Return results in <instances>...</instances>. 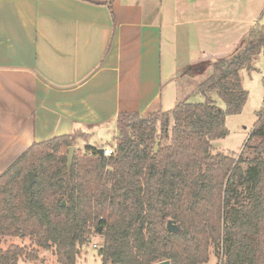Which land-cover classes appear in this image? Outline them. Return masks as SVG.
<instances>
[{
    "label": "trees",
    "instance_id": "16d2710c",
    "mask_svg": "<svg viewBox=\"0 0 264 264\" xmlns=\"http://www.w3.org/2000/svg\"><path fill=\"white\" fill-rule=\"evenodd\" d=\"M260 55L257 20L231 53L195 65L213 70L172 109L121 112L111 155L88 145L69 164L81 131L33 143L0 174V264L38 261L42 249L77 264L100 227L103 264H205L213 253L217 264H264V109L239 156L213 145L229 133L227 115L242 112L241 71L257 70ZM197 93L205 100L192 101ZM17 237L29 244L1 245Z\"/></svg>",
    "mask_w": 264,
    "mask_h": 264
},
{
    "label": "crops",
    "instance_id": "0c3cea01",
    "mask_svg": "<svg viewBox=\"0 0 264 264\" xmlns=\"http://www.w3.org/2000/svg\"><path fill=\"white\" fill-rule=\"evenodd\" d=\"M213 3L0 0V174L35 142L108 140L121 112L172 109L181 69L232 52L211 50L227 19Z\"/></svg>",
    "mask_w": 264,
    "mask_h": 264
},
{
    "label": "rangeland",
    "instance_id": "374dc122",
    "mask_svg": "<svg viewBox=\"0 0 264 264\" xmlns=\"http://www.w3.org/2000/svg\"><path fill=\"white\" fill-rule=\"evenodd\" d=\"M213 3V8L217 9V4H221V9L226 13L227 19L217 23L218 27H222L223 33L222 37H219L218 42L212 44L213 52L216 50L220 52V44L223 45L224 53H229L233 51L240 43L247 39L248 30L250 26L260 20L264 23V0H211ZM222 41V42H220ZM212 52V51H211ZM216 56H206L202 60L209 62L212 58ZM199 61V63H200ZM191 66V65H190ZM190 66H186L182 71V75L179 76V84H181L184 91L178 100L183 99L187 94H191L192 90L204 80L211 72L212 67L210 65H203L195 67L196 70L191 69ZM255 66L257 70L248 71L247 69H242V79L243 86L249 91V98L242 110L238 114H228L226 117V125L229 129V133L226 136L217 138L213 140V145L216 151H221L225 153H234L239 156L246 146V142L251 133L254 123L257 120L256 112L258 110L264 109V87H263V76H264V59L260 55ZM187 88V89H186ZM188 92V93H187ZM165 98L169 91L164 92ZM212 97L217 100V103L221 107H225L223 100L219 97L216 92H212ZM192 101H203L205 97L201 93H197L191 97ZM174 106V105H173ZM169 106L164 107L168 110ZM157 110V109H156ZM109 137L108 140H100L99 138H92L88 141L84 139H79L76 146V151L82 152L87 148L88 145L103 148L106 146L114 145L116 143V137ZM247 155V153L244 152ZM246 166V165H245ZM103 237L101 234H95L92 242L89 245L83 247L82 253L78 258L77 264H103L102 258L99 253V247L102 244ZM96 242L98 248H94L92 243ZM11 243L19 244H29L28 238H8L4 240L1 245L7 247ZM220 258L216 254H211L210 259L205 264H217ZM19 264H59L57 262V257L52 250L42 249L41 259L38 261H24L20 260Z\"/></svg>",
    "mask_w": 264,
    "mask_h": 264
},
{
    "label": "water",
    "instance_id": "95a60500",
    "mask_svg": "<svg viewBox=\"0 0 264 264\" xmlns=\"http://www.w3.org/2000/svg\"><path fill=\"white\" fill-rule=\"evenodd\" d=\"M75 151H76V146L75 145L69 147V153H68L69 164L72 163ZM100 153L102 155L104 154L103 148H100ZM29 178H30V180H29L28 187L31 189L33 184H34V182H35V174H34L33 171L29 172ZM167 226H168L169 231H171V232H178L180 230V227L177 224H175L173 222V220H169ZM101 232H102V227L99 228V234H101ZM99 253H100V251H99ZM155 264H171V263H170L169 260H164V261L157 262Z\"/></svg>",
    "mask_w": 264,
    "mask_h": 264
},
{
    "label": "built area",
    "instance_id": "2783aa9c",
    "mask_svg": "<svg viewBox=\"0 0 264 264\" xmlns=\"http://www.w3.org/2000/svg\"><path fill=\"white\" fill-rule=\"evenodd\" d=\"M115 149H116V143L114 145L103 147L104 155L113 154L115 152ZM93 237H94V235L91 236V242H92ZM92 246L94 248H98V244L96 242L92 243Z\"/></svg>",
    "mask_w": 264,
    "mask_h": 264
}]
</instances>
